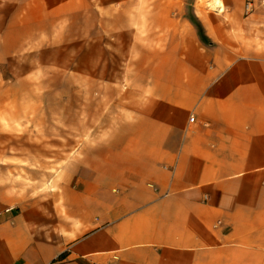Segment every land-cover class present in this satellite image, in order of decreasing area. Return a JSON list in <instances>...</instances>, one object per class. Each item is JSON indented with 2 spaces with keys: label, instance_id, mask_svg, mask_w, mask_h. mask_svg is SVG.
<instances>
[{
  "label": "crops",
  "instance_id": "0c3cea01",
  "mask_svg": "<svg viewBox=\"0 0 264 264\" xmlns=\"http://www.w3.org/2000/svg\"><path fill=\"white\" fill-rule=\"evenodd\" d=\"M247 1L220 43L178 8L163 53L107 13L84 121L71 96L87 139L59 194L0 215V264H264V5Z\"/></svg>",
  "mask_w": 264,
  "mask_h": 264
},
{
  "label": "rangeland",
  "instance_id": "374dc122",
  "mask_svg": "<svg viewBox=\"0 0 264 264\" xmlns=\"http://www.w3.org/2000/svg\"><path fill=\"white\" fill-rule=\"evenodd\" d=\"M214 1L0 0V194L6 202L0 215L60 193L70 156L87 139L82 128L77 137L70 129L71 96L84 121L92 81L86 70H100L102 62L96 61L108 49L89 39L109 33L103 39L107 43L115 36L103 24L107 13L116 6L130 11L131 26L127 14H121L123 27L133 30L148 52L170 49V21H177L176 11L183 7L196 10L212 33L214 24L221 25L219 43L231 32L243 37L244 31L231 27L239 26L234 9L243 11L248 1L223 0V11ZM87 54L99 57L87 62ZM95 81L100 84L101 78Z\"/></svg>",
  "mask_w": 264,
  "mask_h": 264
},
{
  "label": "built area",
  "instance_id": "2783aa9c",
  "mask_svg": "<svg viewBox=\"0 0 264 264\" xmlns=\"http://www.w3.org/2000/svg\"><path fill=\"white\" fill-rule=\"evenodd\" d=\"M261 2L264 4V0H261ZM255 6L254 3L252 1H248L245 5V9L247 13H251L254 10ZM190 122L194 123L195 122V116L191 115L190 116ZM10 209H7V211H9ZM116 259V257H115ZM108 264H115L114 261H110Z\"/></svg>",
  "mask_w": 264,
  "mask_h": 264
},
{
  "label": "bare ground",
  "instance_id": "6f19581e",
  "mask_svg": "<svg viewBox=\"0 0 264 264\" xmlns=\"http://www.w3.org/2000/svg\"><path fill=\"white\" fill-rule=\"evenodd\" d=\"M199 3H200V2H199ZM214 3L217 4V6H218V10H219V11H223V10H224L225 5H224V1H223V0H215ZM201 7H202V6H201ZM201 7L199 6V8H201ZM202 8H203V7H202Z\"/></svg>",
  "mask_w": 264,
  "mask_h": 264
}]
</instances>
